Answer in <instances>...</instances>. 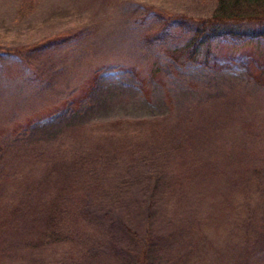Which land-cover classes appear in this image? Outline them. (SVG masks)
Instances as JSON below:
<instances>
[{"label":"rangeland","instance_id":"obj_1","mask_svg":"<svg viewBox=\"0 0 264 264\" xmlns=\"http://www.w3.org/2000/svg\"><path fill=\"white\" fill-rule=\"evenodd\" d=\"M217 4L0 0V264H264V37L168 16Z\"/></svg>","mask_w":264,"mask_h":264},{"label":"trees","instance_id":"obj_2","mask_svg":"<svg viewBox=\"0 0 264 264\" xmlns=\"http://www.w3.org/2000/svg\"><path fill=\"white\" fill-rule=\"evenodd\" d=\"M168 16L171 21L192 28V35L183 46V50L189 52L190 60L199 59L200 51L210 47L216 39L264 37V0H218L214 12L208 17L171 13Z\"/></svg>","mask_w":264,"mask_h":264}]
</instances>
